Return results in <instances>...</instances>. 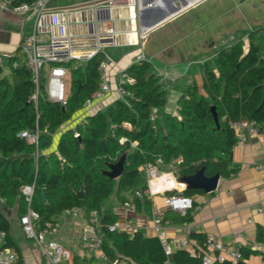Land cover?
<instances>
[{"label":"trees","instance_id":"obj_1","mask_svg":"<svg viewBox=\"0 0 264 264\" xmlns=\"http://www.w3.org/2000/svg\"><path fill=\"white\" fill-rule=\"evenodd\" d=\"M256 32L248 34L246 47L241 40L222 47L213 67L202 65L201 90L192 80L177 100V112H163L153 120L149 118L152 108H163L166 103L161 76L145 58L130 63L122 71V97L62 132L56 151L47 154L43 150L51 142L50 135L98 89L102 52L75 68L71 61L66 63L69 80L67 84L65 76V105L46 98L42 81L35 86L23 58L10 60L9 76L2 73L0 65V200L20 218L28 205L21 187L30 184L33 192L29 206L40 215L41 224L53 222L52 216L65 209L77 208L86 219L96 211L103 233L101 249L109 258L123 256L135 264H200L205 247L202 233L190 234L199 244L193 245L194 253L177 248L166 254L157 235H145L138 229L131 233L107 230V224L117 221L118 216L110 208L102 210L101 204L111 196L123 202L129 194L137 211L149 213V196L142 193L134 197L136 190L146 188L139 169L144 163L165 171L176 166L178 176L199 169L205 176H227L233 171L230 154L236 137L231 123L247 119L259 124L264 120V56ZM22 129H37V144L19 137L17 132ZM74 132L79 135L75 137ZM120 138L124 140L120 142ZM123 153L124 171L117 178H109L103 170ZM81 188L83 196L79 198L75 192ZM201 192L200 188H185L182 194ZM196 205L192 200L191 208L183 214L167 209L162 221L190 222ZM0 230L5 234L3 245L18 252L10 236L9 220L1 211ZM255 238L264 239L260 226ZM239 251L244 257L251 252ZM214 264L247 263L224 260Z\"/></svg>","mask_w":264,"mask_h":264},{"label":"crops","instance_id":"obj_2","mask_svg":"<svg viewBox=\"0 0 264 264\" xmlns=\"http://www.w3.org/2000/svg\"><path fill=\"white\" fill-rule=\"evenodd\" d=\"M11 4L14 0H5ZM101 0H48L49 11H62L71 8H85L81 14H53L44 22L39 34L41 42L47 44L51 33L77 34L75 42L82 50H89L95 45L94 34L89 33L94 24L103 35L112 38V43L102 44L101 49L110 57L107 48H119L121 53L108 63L107 83L109 90L99 98H94L89 109L81 107L61 124L51 135L48 149L56 151L57 140L66 129L82 122L87 114L104 110L115 99L122 96L118 92L122 71L139 56L149 60L153 71L161 76L166 89V103L156 110V116L163 112L175 114L177 100L182 91L194 80L201 90L202 65L213 67L217 52L225 46L241 40L246 47L248 34L256 32L260 54L264 56V38L260 29L264 26V0H161L147 12L152 16L174 4L180 9L171 13L167 19L155 27L139 29L138 5L142 0H128L114 6L107 20L94 21L90 9L94 2ZM149 1V0H147ZM187 1L186 4H183ZM95 27V28H96ZM109 28L111 30H109ZM34 30V16L30 11L13 12L9 6L0 5V65L2 73L10 75V60L23 57L17 51L19 41ZM136 39L133 40L132 33ZM233 37L230 39V37ZM261 41L263 43H261ZM13 61V62H17ZM264 142L247 138L244 145H233L230 154V167L233 171L227 176H218L215 189L192 196L197 205L192 212L190 222H163L168 237H185L190 247L199 246L190 234L199 232L204 238L207 234L219 239L227 248L248 249L251 252L241 259L247 264H264V239L256 240L257 228L264 229V211L257 212L256 205L264 198ZM142 171V165L139 167ZM176 166L170 170H159L158 177L151 185L153 196L150 199V212L141 209H127L115 196L104 200L101 209L110 208L118 216L117 222L131 220L145 235H156L151 223V204L163 206V193H180L190 187L185 176L175 174ZM144 176V173H143ZM189 179L191 176H188ZM155 184V185H154ZM154 186V187H153ZM185 195V194H183ZM128 199L132 197L125 194ZM125 199V200H128ZM172 213L176 210L166 208ZM164 210V212H165ZM0 211L10 223V236L18 246V252L12 248L20 264H42L41 255L32 240L26 239L19 217L13 208H6L0 200ZM163 212V213H164ZM170 213V216L173 214ZM181 214V213H179ZM55 224L54 238L66 247L72 257L62 264H108L98 253L89 254L82 238L83 225L87 220L81 211L78 215L65 213L52 216ZM130 232V231H127ZM131 233V232H130ZM5 239H0L4 244ZM251 245V247H248ZM177 249V248H176ZM173 249L172 251H174Z\"/></svg>","mask_w":264,"mask_h":264},{"label":"built area","instance_id":"obj_3","mask_svg":"<svg viewBox=\"0 0 264 264\" xmlns=\"http://www.w3.org/2000/svg\"><path fill=\"white\" fill-rule=\"evenodd\" d=\"M128 0H101L94 2L90 9L93 12L94 21L97 24L99 21L107 20L108 13L118 4H123ZM48 0H14L8 4L5 0H0L1 6H9L15 13H23L30 11L34 16V30L31 34L24 36L18 43L17 51L22 55L27 68L32 75V81L37 87L39 82H43L45 96L48 100L57 102L61 105L66 104V63L71 61L73 67H77L81 63L93 57L96 53L102 52L104 58L99 63V86L91 98H87L82 107L89 109L94 98H99L103 93L109 90L107 83V66L112 60L101 49L102 44L99 40L107 37L100 32L96 25L89 32L94 34L95 45L89 50H82L77 47L74 33H51L48 37L47 44L41 42L39 34L42 32L44 22L48 20L53 14H81L85 8H71L62 11H49L47 9ZM96 27V28H95ZM109 30H111L109 28ZM260 37L264 38V26L260 29ZM233 37L231 36L230 39ZM112 39V38H111ZM143 58L139 56V59ZM118 92L122 96L124 90L120 84ZM156 107H153L149 118L153 120L156 116ZM235 131L237 145H244L247 138H255L264 142V120L257 124L247 119H239L231 123ZM19 137L25 138L30 143L37 144L38 130L28 131L22 129L17 132ZM78 132H74V136H78ZM124 138H120L122 142ZM264 156V148L262 149ZM142 171L144 173L146 188L143 190H136L134 197H140L142 193L147 194L149 198L153 196L151 185L159 175V169L153 163L142 164ZM264 184V183H263ZM21 191L28 202L27 209L20 218V225L24 236L28 240H32L38 248L41 255L42 264H62L69 261L72 257L70 251L64 247L59 241L54 238L55 224L52 221L40 223V215L29 206V201L33 192V185L26 184L21 187ZM123 206L127 209L134 210L135 203L132 198L124 200ZM192 206V197L180 193L165 194L163 193V206L159 207L151 204V223L152 228L160 239L164 252L169 254L173 249L185 248L191 253H194L192 247L185 237H168L165 234L162 215L166 208H170L183 214ZM257 212L264 211V198H262L256 205ZM65 213L78 215L77 208L65 209ZM101 223L96 211L91 212V215L83 225L82 238L84 247L89 254L98 253L103 259H107L108 264H135L132 260L116 256L109 258L101 249L103 240V233L101 231ZM107 230H124L133 232L137 230V226L131 220H125L123 223L117 221L107 224ZM4 231L0 230V239L4 238ZM251 247V245H248ZM198 254V252H196ZM243 258V255L238 249L227 248L219 239H215L212 235L207 234L205 238V247L201 255L200 264H214L224 260L237 262ZM16 252L3 244H0V264H18Z\"/></svg>","mask_w":264,"mask_h":264},{"label":"water","instance_id":"obj_4","mask_svg":"<svg viewBox=\"0 0 264 264\" xmlns=\"http://www.w3.org/2000/svg\"><path fill=\"white\" fill-rule=\"evenodd\" d=\"M142 5H138V14H139V29L142 32L143 27L146 29L152 28L163 22L165 19L169 17L171 13L176 12L180 9V6H175L172 4L170 8L162 9L161 11H157L152 18L147 17V12L154 8L157 1L158 3L161 0H142ZM164 1V0H163ZM168 1V0H165ZM187 1H185L183 4H186ZM101 44H107V42L112 43V39L109 37H103L99 40ZM214 117H216L214 108L211 107ZM124 163H125V154L123 153L115 162L109 163L107 169L103 170V173L107 175L109 178L114 179L117 178L123 171H124ZM188 176H191L190 179ZM219 174H214L212 176H205L202 172V169L197 170L195 173L191 175H187L186 180L188 181V184L190 187L193 188H200L203 189L205 192L211 191L215 189L217 179ZM76 195L81 198L83 196V190L82 188L79 190H76ZM41 199L42 201L45 200L44 192H41Z\"/></svg>","mask_w":264,"mask_h":264},{"label":"rangeland","instance_id":"obj_5","mask_svg":"<svg viewBox=\"0 0 264 264\" xmlns=\"http://www.w3.org/2000/svg\"><path fill=\"white\" fill-rule=\"evenodd\" d=\"M261 43H263L262 41H261ZM107 52H108V54L110 55V57L112 58V59H116L117 58V56H119V54L121 53V51H119V48H107ZM72 65H73V63H72ZM67 78H66V80H67V84H68V80H69V74H67V76H66ZM45 154H47L48 153V149H46L45 150V152H44ZM160 170V169H159Z\"/></svg>","mask_w":264,"mask_h":264},{"label":"bare ground","instance_id":"obj_6","mask_svg":"<svg viewBox=\"0 0 264 264\" xmlns=\"http://www.w3.org/2000/svg\"><path fill=\"white\" fill-rule=\"evenodd\" d=\"M132 36H133V40H135V39H136V38H135V37H136L135 32L132 33ZM154 185H155V184H154ZM153 187H154V186H153Z\"/></svg>","mask_w":264,"mask_h":264}]
</instances>
